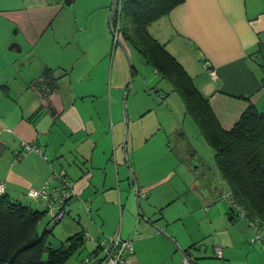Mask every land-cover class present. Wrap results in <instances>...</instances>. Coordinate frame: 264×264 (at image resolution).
<instances>
[{"label": "crops", "instance_id": "1", "mask_svg": "<svg viewBox=\"0 0 264 264\" xmlns=\"http://www.w3.org/2000/svg\"><path fill=\"white\" fill-rule=\"evenodd\" d=\"M9 1L13 8L0 6V53L6 54L9 70L11 59L25 57V45L43 40L57 15L50 17L54 11L84 2L101 13L84 19L66 41L65 46L73 44L76 51L72 63L71 57L63 56L68 60L52 66L48 58L34 54L29 60L34 59L35 76H27L28 70L24 74L12 71L15 77H0L2 196L37 207L26 193L43 186L52 170L64 175L76 196L67 202L57 230L68 238H85L90 250L79 260L96 249V242L119 232L133 244L127 264H181L184 255L163 231L184 253L196 250L201 258H191L194 264L217 259L216 248L225 261L216 264H242L244 257L246 264L255 263L260 255L250 247L247 221L220 201V191L216 201L210 191H201L204 182L196 178L198 166L185 161L191 147L187 130L169 107H163L164 111L185 142L174 152L165 139L157 141L164 127L157 110L140 108L134 100L142 92L141 83H150L140 69L131 72L133 85L127 96L134 78L138 81L131 102L126 98L125 110V154L138 185L136 197L122 155L121 102L128 88L125 56L111 37L110 9L105 12L110 6L105 0ZM8 22L23 33L21 42L7 34ZM162 23L169 30L162 35V45L208 99L222 129H231L249 107L264 114V0H184L162 17ZM116 38L130 55L132 49L124 39ZM38 64L43 65L42 72L37 71ZM209 71L215 73L214 78ZM21 141L37 145L45 159L32 153L14 160ZM136 199L140 213L160 231L139 217Z\"/></svg>", "mask_w": 264, "mask_h": 264}, {"label": "trees", "instance_id": "2", "mask_svg": "<svg viewBox=\"0 0 264 264\" xmlns=\"http://www.w3.org/2000/svg\"><path fill=\"white\" fill-rule=\"evenodd\" d=\"M183 2L116 0L113 20L117 19L120 10L117 37L120 35L126 45L141 56L144 64L174 86L184 101L186 113L214 150V166L227 190L247 218L257 219L264 225V114L249 107L231 129H222L208 99L195 88L181 64L148 33L147 28L152 22ZM113 29L115 33V23ZM44 212L0 196V264H64L84 245L82 235L71 236L57 247L47 242V234L52 232L54 225L39 231ZM97 243L96 249L87 256L96 253Z\"/></svg>", "mask_w": 264, "mask_h": 264}, {"label": "rangeland", "instance_id": "3", "mask_svg": "<svg viewBox=\"0 0 264 264\" xmlns=\"http://www.w3.org/2000/svg\"><path fill=\"white\" fill-rule=\"evenodd\" d=\"M111 1L112 0H105L106 5L111 7ZM13 5L12 1L2 3L1 2V8L7 7V8H13L11 7ZM110 8L106 9L109 10ZM101 13V10L95 8V5L93 4H88L82 2L80 5H73L69 7H64L63 10L61 11H54L50 16L53 17L56 14L55 19L51 23V26L48 29V32L45 34L43 40H41L39 43H30L25 45L22 59L19 61L16 58L11 59L12 66L13 68L9 70L8 64H7V58L5 53H0V77L2 78H9L10 76L15 77V75L12 73V71H15L16 74L18 73H25V71L29 70V73L27 76H35V70L36 66L33 65L32 60H29L30 57L34 54H38L40 57L48 58V64L50 65H55L59 63H63L64 61L68 60L64 58L63 56H69L71 57L70 63H72L75 60V55L76 51L72 49L73 44H70L68 46H65L66 41H70L71 38L73 37V34L76 32L77 33V28H79V24L86 19L88 16H97ZM76 17V20H75ZM42 17H40V20ZM44 19V18H43ZM107 22V21H106ZM9 23V24H8ZM7 23V34H11L12 37L18 39V41L21 42V39L23 38V33L19 31V29L13 25L12 22ZM33 27V25H31ZM10 29V30H8ZM148 33L149 35L155 39L159 44L162 45V35H166L169 33V30L165 28V25L162 23V18L156 20L155 22H152L148 28ZM18 32V33H17ZM37 36V34H36ZM35 36V37H36ZM34 37V38H35ZM112 37V36H111ZM32 38V39H34ZM115 46H117L116 49H120L123 56H125L123 50L118 47L119 44L114 41ZM28 47V48H27ZM29 52V53H28ZM12 54V53H11ZM128 55V61L126 57L125 59V66L127 70V82H129V76H130V68L131 72L135 69L137 71L144 70L145 71V78L146 80L148 79L150 81L149 84H143L141 83L140 90L142 91L137 95V98L135 97L134 100L138 102V105L140 108H148V109H154L157 110L156 115H159L160 117V123L164 124V127L162 129V132L159 134L157 141L160 139L167 141V143L170 146V149H172L174 152H177L179 150V146L185 142L184 137H182L179 132L174 131V121L172 120V117L168 112L164 111L163 107H169L172 109L174 113H176V119L179 124H183V126L187 130V136H188V141L191 145L189 146L188 153L185 154L186 156L188 155V159L185 160L186 162H189L192 164V167L198 166V170L196 171V178H198L199 183H203V185H200V189L202 192H207L210 191L212 193V201L219 200L217 198L216 192L220 191L221 192L224 190H227L224 182L219 176L218 171L216 170L214 166V155L215 152L214 150L205 142L204 138L201 135V132L194 122V120L189 116L188 114L185 113V108H184V101L183 99L179 96L178 92L175 90L174 86L164 79L163 76H161L158 73L154 72V69L146 64H143V60L141 56L135 51L132 50L130 55L129 52H127ZM17 56V55H16ZM30 61L29 63V68L24 67V65ZM199 61V60H198ZM202 65V62L199 63ZM43 65L38 64L37 66V71H43ZM204 68V66H203ZM23 71V72H22ZM138 78H134V87L136 89V83ZM133 80V79H132ZM20 81V80H19ZM18 81V82H19ZM133 85V82L131 83V86ZM17 87L20 88V85L17 84ZM134 87L132 88V92H130V95L127 96L129 98V101L131 102L134 92ZM127 90L123 92L122 96V108L124 104V95ZM167 101V102H166ZM127 102V99H126ZM125 102V103H126ZM168 104V105H166ZM125 110H126V104H125ZM175 110V111H174ZM261 113V112H259ZM152 120L154 119V116L151 118ZM174 119V118H173ZM128 128V125H127ZM162 137V138H161ZM187 151V150H186ZM190 151V153H189ZM196 159V161H195ZM196 162V163H195ZM191 170V168H190ZM133 171V170H132ZM181 174L182 177H187L185 174ZM193 175V171H191V174L189 177ZM212 185V186H211ZM228 191V190H227ZM220 198V197H219ZM228 204L224 200H220ZM33 209L42 212L43 209L41 206L34 207L32 206ZM45 213V212H44ZM240 220H246L248 223V226L250 228L251 236L250 239L248 240L250 242V247L255 248V253L260 255L259 259L255 261V263L252 264H264V244L262 242H256V243H251V239L253 237V229L250 226L248 219L242 218ZM47 224H50V220L45 213L43 218L39 221L38 229L40 232L47 226ZM59 225L56 224L53 226L52 232L47 234L46 240L49 243H52L54 246H60L61 243H64L68 237L62 236L58 230L57 226ZM262 234L264 235V232L262 231ZM90 250L89 245L84 242V245L80 248H78L76 251H74L64 262V264H77L79 258L82 256V254H85ZM89 255V254H88ZM245 257L243 258V263ZM205 264H216V263H225V261H222L221 259H216L215 257H212L211 260L209 261H201L200 263Z\"/></svg>", "mask_w": 264, "mask_h": 264}, {"label": "built area", "instance_id": "4", "mask_svg": "<svg viewBox=\"0 0 264 264\" xmlns=\"http://www.w3.org/2000/svg\"><path fill=\"white\" fill-rule=\"evenodd\" d=\"M119 21L120 10L117 19L115 18L112 21L116 25V37L119 32ZM209 75L213 78L215 77L213 71H209ZM32 153L45 159L37 145L21 141L19 148L14 152V160L20 161ZM4 193V183L0 182V196ZM26 195L29 200L36 203L38 206H41L47 214L50 220V224L47 225V228L61 222L66 215L65 206L67 202L76 196L75 191L67 178L55 170H52L51 176L45 181L43 186L38 189H30ZM219 197L231 206L238 217L248 219V222L253 229L251 243L262 242L264 244V235L262 234V231L264 232V225H262L257 219L247 218L245 212L229 191L223 189ZM97 246L98 249L95 254L83 258L78 264H127L128 259L134 253L132 241L122 239L119 232L98 241ZM216 257L221 259L220 248H216ZM181 264H193V262L184 256Z\"/></svg>", "mask_w": 264, "mask_h": 264}, {"label": "water", "instance_id": "5", "mask_svg": "<svg viewBox=\"0 0 264 264\" xmlns=\"http://www.w3.org/2000/svg\"><path fill=\"white\" fill-rule=\"evenodd\" d=\"M115 9H116V0H112L111 1V7H110V15L108 17V27H109V30H110V33L112 35V37L115 39L116 43L119 44V47H121V49L123 50L124 54H125V57L128 61V55H127V52H126V49L125 47L123 46V44L120 42V40H118L116 38V35L114 33V29H113V15H114V12H115ZM131 82H132V73H131V68H130V77H129V82H128V88H127V91L124 95V104H123V119H124V125H125V134H124V138H123V141H122V155H123V158L125 159L126 161V166L128 167L129 169V174L134 182V186H135V192H136V197L138 195V185H137V182L134 180V177H133V172H132V169L130 167V164L128 162V159H127V156L125 154V147H126V141H127V136H128V128H127V118H126V111H125V102H126V98H127V94H128V90L131 86ZM137 200L136 199V209H137V213L139 215L140 218H142V220L145 222V223H148L149 225L153 226L157 231H160L159 228L157 226H154L152 225L150 222H148L146 220L145 217H143V215L140 213L138 207H137ZM165 237H167L172 243L173 245L180 251V253H182L185 257L189 258L191 260V258L193 259V261L195 260H198L200 259L201 257H197L196 255V250L194 249L193 251L189 252V253H184L180 248L179 246L174 242V240H172L171 238H169V236L164 233L163 231L161 232ZM194 264V263H193Z\"/></svg>", "mask_w": 264, "mask_h": 264}]
</instances>
